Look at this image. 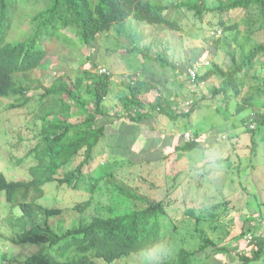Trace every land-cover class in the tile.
<instances>
[{
  "label": "trees",
  "instance_id": "16d2710c",
  "mask_svg": "<svg viewBox=\"0 0 264 264\" xmlns=\"http://www.w3.org/2000/svg\"><path fill=\"white\" fill-rule=\"evenodd\" d=\"M27 1V9L23 13V0H0V98H16L18 101L11 106L12 109L24 108L32 100L29 84L49 59L65 52L77 55L79 50L86 49L85 63L90 62L100 36L132 19L139 25L177 31L181 30L180 23L166 16L171 8L193 13L201 22L208 13L215 11L221 17L220 25L226 31H232L235 27L228 26L229 22L224 21L225 15L258 9L256 22H260L264 30V0H231L227 4L221 2L215 9L209 8L207 0H183L175 5L152 3L153 0ZM41 1L48 2L40 6ZM251 19L252 16L248 20L250 34L256 26L250 24L254 22ZM13 31L18 32L17 38ZM123 34L128 39L126 48L130 53L141 55L149 67L150 64H158L162 71L155 72L154 68H149L144 81L137 75L132 77L133 81L127 84L129 94L120 96L115 106L107 104L112 94L111 74L84 69L79 71L75 81H71L70 76L61 71L58 79L46 87L41 96L42 105L48 99L52 103L46 104L36 115V121H41L42 125L39 134L30 137L35 142L29 149V155L35 160L30 167L31 179L15 181L0 174V192L6 194L9 204L21 210V214L15 215L12 208V215L8 216V222L17 231L22 230L12 242L31 249L41 246L59 251V256L32 251L22 264H117L133 255L158 249L192 219L201 225L220 218L218 211L223 203L219 204L217 193L212 194L209 188L206 191L208 182L205 179L209 173L206 165L199 167L208 158L205 150L194 168L184 165L180 169L179 165L180 154L190 157L191 151H203L202 146L207 143L201 141L200 134L186 144L161 145L154 151L157 157L150 158L152 149L165 142L166 138L147 131L157 132L154 124H160L163 119L175 122L190 117L196 107L179 113L178 109L171 108L169 101L158 98L150 106L151 110L143 111L146 105L139 97L154 91L162 97L170 81L167 75L178 68L164 53L153 52L149 47L142 48L140 31L126 30ZM52 42L59 43L56 53V50L51 52L48 49ZM230 47L227 44L224 50L228 52L231 66L223 69L213 65L203 76L196 75V82L203 84L216 77L222 84L214 89V97L221 94L229 97L231 94L240 99L246 91L247 77L255 61L264 56V43L253 45L247 52L240 47L237 51ZM73 58L68 61H81L79 57ZM261 83L255 93L264 95V77ZM258 122L262 132L264 114ZM161 152L163 156L160 159L158 155ZM109 156L116 161L129 162V173L130 168L161 163L173 157L177 173L167 175L165 196L159 199L138 185L135 178L129 182L124 172L109 170L105 165L101 167ZM143 156L147 159L139 162ZM74 160L79 161L77 165H73ZM230 160L228 156L217 162ZM18 163L21 164L22 160ZM49 185L70 192L84 191L89 193V197L76 202L73 207L48 205L41 200ZM103 189H106L110 201L108 214L92 216L88 220L85 214L94 206L97 194ZM198 196L205 200L199 201ZM208 204L211 207H207ZM228 204L226 201L225 205ZM252 221L254 226L245 225L238 240L245 239L250 246L248 250H255L250 254L244 249L237 255V264H251L264 256V229L255 218ZM200 238L201 245L197 251L181 248L170 261L160 264H226L215 261L214 256L228 251L221 249L204 229H201ZM3 258L8 259L6 255Z\"/></svg>",
  "mask_w": 264,
  "mask_h": 264
},
{
  "label": "rangeland",
  "instance_id": "374dc122",
  "mask_svg": "<svg viewBox=\"0 0 264 264\" xmlns=\"http://www.w3.org/2000/svg\"><path fill=\"white\" fill-rule=\"evenodd\" d=\"M23 1V13H25L28 1ZM180 1L183 0H153L152 3L175 5ZM230 1L207 0V3L209 8L215 9L221 2L227 4ZM47 2L41 1L40 6ZM258 14V9H253L250 13L234 11L231 15H225L224 21L229 22L228 26L235 27L232 31H226L220 25V15L215 11L208 13L205 20L201 22L193 13L171 8L166 16L179 22L181 30H159L153 26L139 25L132 19L127 21L126 25H116L110 33L100 36L96 49L90 56L92 57L90 62L85 63L88 54L86 49L79 50L77 55L65 52L52 57L39 68L35 75L37 78L29 84L32 87L29 93L32 100L26 107L12 109L11 106L18 101L16 98H0V174L3 173L9 180L15 181L31 179L30 167L35 164V160L29 155V149L34 147L35 142L30 137L38 135L42 125L41 121H36V115L42 107L52 103V100L48 99L42 105L41 96L45 93L46 87L58 79L61 71L70 76L71 81H75L78 73L84 69L93 70L94 73H99L101 68L107 69L113 80L112 94L107 99V104L110 106H115L120 96L129 94L127 84L133 81L132 77L137 75L141 81H144L149 68H154L155 72L162 71L158 64H150L149 67V63L144 61L141 55L127 50L128 39L123 33L126 30H138L142 48L149 47L153 52L164 53L166 58L178 68L174 73L167 75L170 81L162 97L158 91L139 97L146 105L143 111L151 110L150 106L156 103L158 98L169 101L171 108L175 111L178 109L179 113L186 111L187 108L184 106L187 103H191L190 110L196 107L190 117L180 118L175 122L163 119L155 126L158 129L157 132L147 131V133L163 135L166 138L165 142H161L156 149H152L150 158L157 157L154 151L160 149L161 145L173 146L175 142L186 144L192 141V137L196 134H200L201 141L207 144L202 146L203 151L189 152L190 157L180 154L178 158L181 160L179 161L180 169L184 165L194 168L205 150L208 158L200 163L199 167L206 165V172L209 173L208 178L205 179L208 182L206 191L209 188L212 194L217 193L219 204L223 203L218 211L219 220L206 221L198 225L192 219L168 243L151 251L158 253L161 249L164 250V254L155 264L170 261L181 248L197 251L201 245V229H204L221 249L228 251L214 256L215 261L237 264V255L243 253L244 249L250 251V254H253L255 250L252 248L248 250L250 246H247L245 239L238 240L244 232L245 225L246 227L254 226L253 218L264 217V129L260 132L258 122L264 114L262 105L264 95L255 93V89L261 86L264 77V56H260L255 61V66L247 77L246 91L240 99L232 97L231 94L229 97L222 94L214 97L213 91L221 87V80L213 77L203 84H197L196 80L192 79L190 71L195 70L198 77L206 74L213 65L228 69L231 66V60L228 52L224 50L227 44L232 50L237 51L240 47L242 51L247 52L253 45L264 43V30L261 23L256 22ZM251 16L254 22L250 24L256 26L250 34L248 20ZM21 21L20 19L19 22ZM13 33V36L17 38L18 32L13 31ZM58 44L50 43L49 51L56 50ZM73 57L75 59L79 57L81 61L69 62L68 59ZM239 57L240 55L237 59ZM187 134H191V139L187 138ZM210 143L211 145L206 148L205 146ZM161 154L163 152L158 155L160 159L163 156ZM228 156L231 157L229 162H217ZM107 159L108 161L104 160L101 167L105 165L109 170L124 172L123 175L129 182L135 178L138 185L143 186L146 191L159 199L165 196L167 175L177 173L173 157L161 163L130 168V173L128 172L129 162L116 161L112 156ZM146 159L143 156L138 161L143 162ZM19 160H22L21 164L18 163ZM78 162L74 160L73 165H77ZM132 184L135 183L132 182ZM46 189V195L41 201L48 205L73 207L72 205L76 202L89 197L87 192H70L56 185H49ZM198 197H200L199 201L205 200L201 196ZM95 200L94 206L85 214L88 220L92 216L108 214L110 201L106 189L100 191ZM226 201L229 203L228 206L225 205ZM210 205L208 204L207 207H211ZM212 205L215 203L213 202ZM12 208L15 215H18V212L21 214L20 208L9 204L6 194L0 192V264H22L32 251H40L43 255L59 256L56 248L39 246L31 249V247H21L12 242L13 238L22 233V230L17 231L16 227L8 222V216L12 215ZM65 225L66 223L63 224ZM148 253L133 255L117 264H154ZM4 255L7 256V260H4ZM251 264H264V256L260 261Z\"/></svg>",
  "mask_w": 264,
  "mask_h": 264
},
{
  "label": "built area",
  "instance_id": "2783aa9c",
  "mask_svg": "<svg viewBox=\"0 0 264 264\" xmlns=\"http://www.w3.org/2000/svg\"><path fill=\"white\" fill-rule=\"evenodd\" d=\"M98 72H99V74H108L107 69H105V68H101ZM190 74H191L192 79H193V80H196V75H197L196 71H195V70H191V71H190ZM190 106H191V103H187V104L184 106L185 108H187V109H186V112H188V111L190 110ZM187 138L191 139V134H187ZM189 139H188V140H189ZM255 218H256V222H257L258 224H260V225L263 227V229H264V219H262L261 216H257V217H255ZM251 239H252V238L249 237V240H251Z\"/></svg>",
  "mask_w": 264,
  "mask_h": 264
},
{
  "label": "clouds",
  "instance_id": "9594fccd",
  "mask_svg": "<svg viewBox=\"0 0 264 264\" xmlns=\"http://www.w3.org/2000/svg\"><path fill=\"white\" fill-rule=\"evenodd\" d=\"M164 254V250L161 249L158 253H154V252H149L148 255L150 257V259L154 262L158 261L159 258Z\"/></svg>",
  "mask_w": 264,
  "mask_h": 264
},
{
  "label": "crops",
  "instance_id": "0c3cea01",
  "mask_svg": "<svg viewBox=\"0 0 264 264\" xmlns=\"http://www.w3.org/2000/svg\"><path fill=\"white\" fill-rule=\"evenodd\" d=\"M155 126H157V123L156 124H154ZM158 138V137H157ZM183 138V137H182Z\"/></svg>",
  "mask_w": 264,
  "mask_h": 264
}]
</instances>
